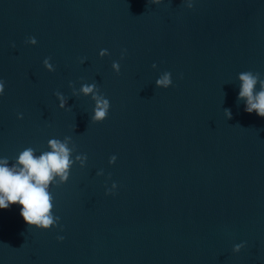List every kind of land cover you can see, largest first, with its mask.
Returning a JSON list of instances; mask_svg holds the SVG:
<instances>
[{"label": "water", "instance_id": "95a60500", "mask_svg": "<svg viewBox=\"0 0 264 264\" xmlns=\"http://www.w3.org/2000/svg\"><path fill=\"white\" fill-rule=\"evenodd\" d=\"M244 71L264 80V0H0V158L68 138L73 161L50 186L55 228L0 209V264H264V118L237 99Z\"/></svg>", "mask_w": 264, "mask_h": 264}, {"label": "clouds", "instance_id": "9594fccd", "mask_svg": "<svg viewBox=\"0 0 264 264\" xmlns=\"http://www.w3.org/2000/svg\"><path fill=\"white\" fill-rule=\"evenodd\" d=\"M30 42L36 41L30 38ZM106 51H101L100 55H105ZM121 58L123 59V52ZM49 59H45L44 67L53 71L54 68L48 63ZM152 67H155V64ZM112 69L119 73V63L113 62ZM259 77V72L240 73L237 99L245 101V112L249 114L255 112L257 116L264 118V80ZM155 83L157 87L168 88L172 83L171 74L166 71ZM257 83L260 85L259 91L256 90ZM3 91L4 83L0 81V94ZM80 91L85 95L92 94V99L95 101L94 115L91 119L98 122L105 120L110 104L103 94H97L99 92L97 85L84 84ZM55 95L61 100L60 107H63L65 101L62 95L59 92ZM225 114L231 118L230 110L225 109ZM67 140L68 138H65V141L61 142L58 139H50L48 147L51 150L38 156L34 154L33 148L27 147L18 154L11 165L7 158H0V209H8L13 204L20 205V216L29 227L42 230L56 227L59 217L53 215L54 205L50 186L56 176H59L61 183L68 178L73 161L70 159L72 149L68 147ZM77 159L83 163L86 156ZM57 239L62 240L63 237ZM242 247L243 244H237L233 247V251L239 252Z\"/></svg>", "mask_w": 264, "mask_h": 264}]
</instances>
